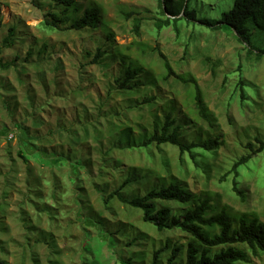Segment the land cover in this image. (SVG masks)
Wrapping results in <instances>:
<instances>
[{"label": "rangeland", "instance_id": "1", "mask_svg": "<svg viewBox=\"0 0 264 264\" xmlns=\"http://www.w3.org/2000/svg\"><path fill=\"white\" fill-rule=\"evenodd\" d=\"M91 1L103 8L105 26L74 31L44 27L48 0H0V59L14 64L0 70L1 264H149L166 242L180 246L183 260L189 235L160 232L140 210L108 198L120 187L131 197L176 183L210 193L232 216L264 223L262 155L237 169L241 196L228 174L248 142L264 139V33L249 24V47L226 26L210 30L181 18L158 30L166 16L157 0ZM232 1L189 0L187 8L197 19L218 20ZM9 28L13 43L1 47ZM98 47L114 53L93 64ZM116 52L150 70L154 87L118 89ZM158 52L174 73L195 78L213 127L197 117L189 87L161 79ZM168 112L182 139L216 136L220 145L194 149L192 158L169 144L141 146ZM159 204L175 213L189 207ZM247 253L246 264H264L263 254ZM168 256L169 249L158 264Z\"/></svg>", "mask_w": 264, "mask_h": 264}, {"label": "trees", "instance_id": "2", "mask_svg": "<svg viewBox=\"0 0 264 264\" xmlns=\"http://www.w3.org/2000/svg\"><path fill=\"white\" fill-rule=\"evenodd\" d=\"M35 6L39 0H30ZM50 9L43 15L42 24L46 28L57 30L81 31L84 29L95 30L105 26L104 10L97 3L89 0L85 4L79 0H48ZM189 0H157L164 20H157L156 28L173 26L178 19H185L203 25L210 30H218L226 26L232 30L236 38L250 47L249 24L264 33V0H233L231 7L223 12L218 20L197 19L194 10L187 8ZM140 19L133 21V29L138 34ZM13 28L8 29L6 37L1 41V47H11L13 43ZM106 38H111L107 31ZM1 51V50H0ZM114 51L96 48L92 56L93 64H101L111 57ZM264 56V50L258 51ZM162 75L161 79L167 81L170 78L182 83L191 90V100L194 110L199 119L206 122L211 128L214 126V118L208 110L199 86L194 77L174 73L166 57L158 52ZM111 59V58H110ZM116 59L122 64L121 73L114 79L118 89L136 91L140 87H154L157 78L154 74L143 67L137 60L116 52ZM14 64L3 62L0 59V70H7ZM153 97L144 99V104H150ZM180 126L175 124V118L171 112L164 114L163 120L154 123L152 132L148 138L141 142V146L154 143L156 146L169 144L175 146L179 155L188 153L192 158L194 149L212 151L220 145L219 137H195L191 141L182 139ZM126 132V131H125ZM127 136V135H126ZM255 145L251 142L246 144V153L240 156L231 166L232 190L238 194L237 169L250 161L254 156L261 154L264 160V139L255 138ZM126 183V182H125ZM124 183V184H125ZM123 187L112 192L113 196L131 208L142 212V221L150 223L158 231L178 229L189 235L185 245L183 260H179L180 246H170L166 242L163 247L153 251L149 264H158L161 253L169 249V256L165 264H238L249 263V253L253 256L264 255V223L255 215L247 217L245 214L232 216L227 209L218 208L213 202V196L208 192L193 193L182 188L176 183H169L158 189H151L143 195L127 197L121 193ZM160 202H176L187 204L189 207L182 212H173ZM243 246L244 248H240ZM2 262H0L1 264ZM130 264V261L128 262Z\"/></svg>", "mask_w": 264, "mask_h": 264}]
</instances>
